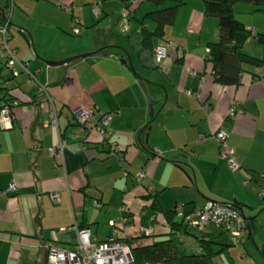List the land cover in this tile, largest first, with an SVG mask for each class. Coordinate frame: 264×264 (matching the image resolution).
I'll use <instances>...</instances> for the list:
<instances>
[{"label":"crops","instance_id":"0c3cea01","mask_svg":"<svg viewBox=\"0 0 264 264\" xmlns=\"http://www.w3.org/2000/svg\"><path fill=\"white\" fill-rule=\"evenodd\" d=\"M108 1L0 0V9L11 12L9 47L28 64L14 78L0 67V90L15 102L13 128L0 126V264H47V248L73 250L81 227L98 241L108 240L113 230L108 224L110 236L103 233V215L97 211L104 207L94 206L96 201L117 204L108 190L123 195L108 222L127 207L130 239L143 224L156 231L155 217L148 223L145 219L150 194L158 195L164 211L177 212L185 200L187 214L198 210L195 202L202 200L205 205L238 204L244 218V208L254 211L249 202L264 200V64L244 66L238 86H220L207 62L209 44L220 41L219 23L205 15L200 0H189L178 10L165 40L155 39L152 49L143 48L140 31L141 23L154 29L146 19L155 10L150 1L130 0L132 16L117 25L110 14L129 0L111 1V9ZM98 5L100 15L95 13ZM234 16L250 32L244 53L264 61V11L238 3ZM160 46L167 49L164 61L155 56ZM84 55L68 65L45 64ZM161 67L168 72L162 73ZM78 107L94 111L93 125L111 116L106 127L111 136L104 144L100 133L77 126L73 111ZM220 132L227 136L235 170L222 157L215 139ZM62 142L55 157L51 152ZM83 145L88 146L84 151ZM177 161L195 169L193 184L174 170ZM195 163L215 166V174H231L233 186L209 190L202 194L205 199H197ZM175 189L183 200L173 195L174 208L166 210L163 196ZM55 194L58 202L52 201ZM106 213L111 216L113 211ZM250 218L245 220L253 229L255 220ZM66 228L71 231L64 232Z\"/></svg>","mask_w":264,"mask_h":264},{"label":"trees","instance_id":"16d2710c","mask_svg":"<svg viewBox=\"0 0 264 264\" xmlns=\"http://www.w3.org/2000/svg\"><path fill=\"white\" fill-rule=\"evenodd\" d=\"M132 1V0H131ZM130 0L124 3V10L130 12ZM155 10L146 14L147 21L154 25V29H150L144 23H141L140 31L143 39V48L152 49L155 39L165 40L166 29L175 22L176 13L181 7H184L189 0H149ZM168 1V5L166 2ZM204 4L205 15L207 17L216 18L219 23L220 41L218 43L209 44L208 66L214 82L220 86H238L241 81L244 66L261 67L263 60L253 58L244 53V44L250 38V32L245 25L237 20L234 16V6L238 3H247L256 7L258 11H264V0H200ZM7 10V8H3ZM123 10V11H124ZM132 16V15H131ZM130 18V16H129ZM128 18V19H129ZM14 78V77H12ZM2 103L9 106L12 111L15 102L2 91ZM227 162V160H225ZM232 169V168H231ZM141 183V182H140ZM146 201L149 209H146L145 219L148 221L154 218L156 231L153 237L162 234L163 241H150L151 237H133V241L139 242V245L132 246L133 256L136 264H144L152 262L158 264H217L216 257L225 251L229 246L222 245L212 240L201 238L199 240V253L181 252L176 244V236L188 233V228L184 227L181 219L176 220V211H164L160 205L158 195H147ZM233 206L242 213V208L238 204ZM193 212H187L191 213ZM245 221V229L252 230L251 224ZM248 224V225H247ZM144 225V224H143ZM146 226V225H145ZM148 226V225H147ZM150 226V225H149ZM209 226L214 225L210 224ZM185 228V229H184ZM80 229H84L81 227ZM160 232V233H159ZM224 233V232H223ZM123 240V239H120ZM148 240L150 243H145ZM129 243L128 238L125 239Z\"/></svg>","mask_w":264,"mask_h":264},{"label":"built area","instance_id":"2783aa9c","mask_svg":"<svg viewBox=\"0 0 264 264\" xmlns=\"http://www.w3.org/2000/svg\"><path fill=\"white\" fill-rule=\"evenodd\" d=\"M12 11V10H11ZM95 13L100 15V6H96ZM130 16L129 10L123 11L124 22H127ZM11 12L7 15V10L0 9V57L4 61V69L11 71L14 76H17L19 69L27 70L28 64L21 62L17 56L16 51L9 47L10 41V27H11ZM125 25H123V28ZM78 32L75 31V34ZM155 56L158 61H164L167 57V49L160 46L155 51ZM162 72H168L166 67H161ZM42 94H46L45 88H40ZM189 96H194L193 93L188 92ZM75 121L80 125L82 131L91 130L100 133L103 136V144L105 139L109 138L111 134L106 131L111 116L104 115L101 117L98 124H93L94 111L89 108L78 107L73 111ZM0 126L4 129L13 128V116L9 106L3 104L0 108ZM215 139L220 143L222 157L227 160L230 167L235 170V162L231 151L228 149L225 141L227 136L220 132L215 136ZM62 142L58 146V150H52L55 157L59 155ZM109 145V144H108ZM88 146H81L84 151ZM120 152V150H117ZM116 152V151H115ZM117 152V153H118ZM160 155L159 153H157ZM145 177V171H142L137 180L141 182ZM10 190H15V187ZM53 202L60 200L59 194L52 197ZM94 206L99 208L100 204L95 202ZM120 215L109 221V226L113 228V235L106 241H98L93 237L88 229H76L77 243L73 250H69L58 245H52L47 248V264H136L132 252V245L126 242L125 239L129 236L131 229L132 218L128 213V209L122 206L119 210ZM179 219H181L186 228H194L199 231H205L208 225L212 224L216 228L222 230L224 233L230 235L231 243L234 246H239L245 231V218L233 205L210 203L201 210H196L191 213H184L181 208L176 212ZM71 228H66L64 232L69 233ZM136 236L153 237L155 235V228L152 226L140 225L137 227ZM123 239V240H120ZM130 242V238H128ZM67 242L72 243L71 237H68ZM136 242L134 245H139ZM144 264H158L152 262H145Z\"/></svg>","mask_w":264,"mask_h":264},{"label":"rangeland","instance_id":"374dc122","mask_svg":"<svg viewBox=\"0 0 264 264\" xmlns=\"http://www.w3.org/2000/svg\"><path fill=\"white\" fill-rule=\"evenodd\" d=\"M111 1H114V0L108 1L110 2L108 3V6L110 9L114 8V3ZM119 2L121 3V0H119ZM241 6H244V5H241ZM123 10L124 8L123 9L121 8L120 10H114L113 14H110L113 20L117 19V22L115 23V25H117L118 20H121L123 22ZM0 67L4 69V61L1 59V57H0ZM3 73L6 76H10V77L13 76L12 72L6 69H4ZM177 162L181 163L179 161ZM195 164L199 169L198 182L197 181L196 182H197V189H198L200 196L197 197V199H200V198L205 199V197L202 194L206 193L209 190H212V189L219 190V189H224V188L226 189L227 188L226 186H233L232 180L234 178L231 174L229 175L227 172H224V171H218L217 174H215V170H214L215 166L206 165V164L202 165L198 163H195ZM172 166L175 171H180L183 175H185L182 171V169L184 168H182L180 164H172ZM186 166L191 171L193 176L192 177L190 176V178H188L186 175L185 176L188 179V181L192 183L195 181V177H196L195 169L192 168L191 164L186 163ZM193 167H194V164H193ZM187 168H185V170ZM175 174H178V173L175 172ZM135 182L136 184H138L137 181ZM176 189L173 191L174 192L173 194L168 193V194H165V196H163L165 197V199H163L162 202L166 210L174 208V204L172 202L174 196L178 197V199L181 201L183 200L181 194ZM107 193L110 194V199H112L113 202H114V199H116L117 197V204L107 202L105 204L109 206L107 205L103 206L102 203L98 202L101 207H104V209L102 211H100V209H97V211L99 213H102L103 215L101 225H100V227H103V233L105 235L106 233H108L110 236L113 228L111 230L108 227V224H109L108 220L116 216L117 210L122 203L123 195L121 194V192L114 191V190H108ZM118 196H119V199H118ZM94 202H92V204ZM210 203L211 202H207L205 205L204 203H202V200L201 201L199 200V202H195V207L198 208V210H201V208L203 209L204 205H205L204 206L205 208ZM249 203H251V205L254 207V211L246 207L244 208V213H245V218L248 219L249 222L251 219L250 217L253 216V220H255L254 228L251 230V234H252L251 237H249V232L247 231V228L245 229L243 238L239 246H234L231 243L230 235L227 233H223L222 230L216 227L209 226L206 228L205 232H201L197 229L189 227L187 230L188 231L187 234H185L184 233L185 231H183L182 234H180L179 236H176V244L178 245L180 251L185 252L187 254H190L192 252L195 254H198L199 253V240L201 238H205V239L212 240L213 242L229 246L227 248V251H225L224 253L216 257L217 264H264V200L258 197V198H254L252 202H249ZM184 204H185V200H183L179 204L178 207L184 209L183 211L185 212V209L187 207H185ZM109 209L113 211L111 216H107V213H106L107 210ZM175 216H176L175 217L176 220H178L179 218L177 217V215ZM146 223H147V220H146ZM168 237L157 236V237H151L149 240L161 242L164 240V238H168ZM131 239H133V236L131 237ZM133 243L135 244L136 242L131 241L132 245H134ZM145 243H150V242H145Z\"/></svg>","mask_w":264,"mask_h":264},{"label":"water","instance_id":"95a60500","mask_svg":"<svg viewBox=\"0 0 264 264\" xmlns=\"http://www.w3.org/2000/svg\"><path fill=\"white\" fill-rule=\"evenodd\" d=\"M127 1V0H126ZM12 26V25H11ZM88 55H84V56H80V57H78V58H74V59H71V60H66V61H64V62H60V63H51V62H45V64L46 65H48V66H50V67H58V66H63V65H68V64H70L71 62H78V61H80V60H82L83 58H86ZM145 84H142V87L144 88V90H145V86H144ZM159 87H161L160 85H158ZM150 100V99H149ZM0 103H2V100L0 101ZM151 114H153L154 113V110H153V108H152V106H151ZM180 166L182 167V168H184V169H182V171H183V173L188 177V178H190V176L188 175V173L186 172V170H185V168H187V166H186V164H184V163H180Z\"/></svg>","mask_w":264,"mask_h":264},{"label":"flooded vegetation","instance_id":"af4514ba","mask_svg":"<svg viewBox=\"0 0 264 264\" xmlns=\"http://www.w3.org/2000/svg\"><path fill=\"white\" fill-rule=\"evenodd\" d=\"M77 123V122H76ZM77 126L80 128V125L77 123ZM92 126H94L93 124H92ZM81 129V128H80ZM103 144V143H102ZM114 153V152H113ZM89 230V229H88Z\"/></svg>","mask_w":264,"mask_h":264}]
</instances>
